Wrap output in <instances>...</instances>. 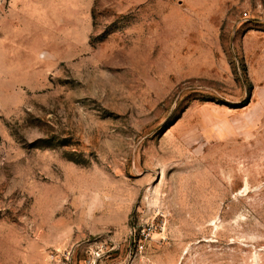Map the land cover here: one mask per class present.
Here are the masks:
<instances>
[{"label": "rangeland", "instance_id": "obj_1", "mask_svg": "<svg viewBox=\"0 0 264 264\" xmlns=\"http://www.w3.org/2000/svg\"><path fill=\"white\" fill-rule=\"evenodd\" d=\"M0 264H264V0H0Z\"/></svg>", "mask_w": 264, "mask_h": 264}]
</instances>
